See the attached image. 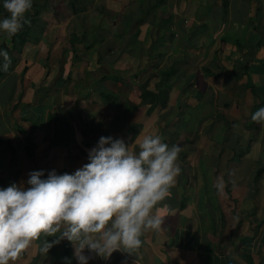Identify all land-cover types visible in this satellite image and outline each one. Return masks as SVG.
Returning a JSON list of instances; mask_svg holds the SVG:
<instances>
[{
    "label": "crops",
    "instance_id": "1",
    "mask_svg": "<svg viewBox=\"0 0 264 264\" xmlns=\"http://www.w3.org/2000/svg\"><path fill=\"white\" fill-rule=\"evenodd\" d=\"M32 3L21 36L0 32V189L73 174L101 137L159 135L182 149L161 230L88 264H264V0ZM45 239L16 264H79Z\"/></svg>",
    "mask_w": 264,
    "mask_h": 264
},
{
    "label": "clouds",
    "instance_id": "2",
    "mask_svg": "<svg viewBox=\"0 0 264 264\" xmlns=\"http://www.w3.org/2000/svg\"><path fill=\"white\" fill-rule=\"evenodd\" d=\"M32 7V0H3L8 15L0 20V32L15 36L30 23L25 17ZM0 57L7 71L8 52L0 50ZM251 119L264 122V107ZM181 151L159 135L140 133L131 145L101 137L88 152L89 162L73 174L52 171L45 179L43 171H33L28 187L0 189V264H16L42 236L55 238L52 243L44 240L42 253L66 239L79 264H88L85 250L104 260L115 252L133 256L145 232L161 230L157 206L180 174Z\"/></svg>",
    "mask_w": 264,
    "mask_h": 264
},
{
    "label": "trees",
    "instance_id": "3",
    "mask_svg": "<svg viewBox=\"0 0 264 264\" xmlns=\"http://www.w3.org/2000/svg\"><path fill=\"white\" fill-rule=\"evenodd\" d=\"M23 30H25L26 31V29H24V28H22L20 31H19V36H21V34L20 33H22L23 32ZM18 35H16V37L18 36ZM16 37H15V43L14 44H16ZM13 45V44H12ZM15 46H17V45H15ZM7 46L5 45V46H3L2 48H3V50H6L7 52H10L11 50L10 49H8V48H6ZM256 112V111H255Z\"/></svg>",
    "mask_w": 264,
    "mask_h": 264
}]
</instances>
